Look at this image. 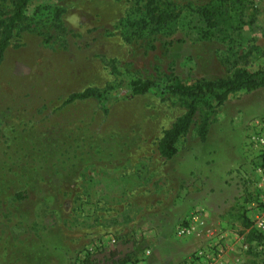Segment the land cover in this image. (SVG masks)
I'll return each mask as SVG.
<instances>
[{
  "label": "rangeland",
  "instance_id": "rangeland-1",
  "mask_svg": "<svg viewBox=\"0 0 264 264\" xmlns=\"http://www.w3.org/2000/svg\"><path fill=\"white\" fill-rule=\"evenodd\" d=\"M145 1L27 2V20L12 30L0 61V264H72L88 248L100 261L112 252L113 259L163 264L192 248L181 264L204 245V225L186 238L173 229L204 209L200 178L207 171L210 188L220 177L236 185L227 187V206L212 201L216 211L235 214L236 244L227 245L221 264L264 260L244 209L256 197L244 182L254 177L247 123L264 115V86L212 104L204 140L195 131L203 112L197 107L175 142L176 156L162 158L156 149L161 130L184 110L166 86L264 67V0H241L243 23L235 30L224 23L207 39L199 37L205 27L195 10L214 0H168L177 17L136 35L124 21L144 18ZM1 5L10 8L8 0ZM134 80L155 86L133 92ZM85 87L100 96L61 104Z\"/></svg>",
  "mask_w": 264,
  "mask_h": 264
},
{
  "label": "trees",
  "instance_id": "trees-1",
  "mask_svg": "<svg viewBox=\"0 0 264 264\" xmlns=\"http://www.w3.org/2000/svg\"><path fill=\"white\" fill-rule=\"evenodd\" d=\"M0 0V61L3 52L11 38L12 30L27 20L25 8L29 0H8L10 8L4 11ZM241 0H214L195 10L196 14L204 23V29H201L199 37L207 39L212 36L213 29L225 23L228 29L235 30L243 22L241 21ZM36 10H38L36 8ZM178 15V10L174 4L168 0H146L144 4V18L135 21H124L132 32L139 35L143 30L158 31L166 24L173 21ZM236 16V23L231 22L232 17ZM155 83L151 80H134L130 82V89L133 92L143 93ZM264 86V67L255 71H248L241 67H233L232 70L224 77L215 79L195 80L189 86H166L165 88L171 94L178 96L184 108L183 112L177 116L171 124L161 130L160 136L156 141V149L162 158L168 159L176 152L175 142L177 138L186 133L191 124L192 116L197 107L202 108L203 112L199 122L196 125V134L199 140H204L208 128V113L212 104L219 105L227 95L239 90L249 91ZM100 90L94 87H85L80 91L69 93L61 104H68L75 100H82L90 97H99ZM247 224L249 225V221ZM254 233L256 239L261 236L254 228L249 229ZM96 249H84L77 255L72 264H123L129 258L113 259V253L109 255V260L100 261L95 256ZM247 264H264L260 262L249 261Z\"/></svg>",
  "mask_w": 264,
  "mask_h": 264
},
{
  "label": "built area",
  "instance_id": "built-area-1",
  "mask_svg": "<svg viewBox=\"0 0 264 264\" xmlns=\"http://www.w3.org/2000/svg\"><path fill=\"white\" fill-rule=\"evenodd\" d=\"M248 133L246 140L253 150V172L254 177L250 180L244 179L247 192L256 197L245 203V216L250 225L261 236V246L264 247V115L251 118L247 123ZM204 209H196L186 215L173 229V236L186 238L194 233L196 229L204 225ZM222 235L210 238L204 245L190 253L181 264H221L222 256L226 250L227 243ZM110 243L114 240L110 239ZM91 249V248H88ZM150 253L149 248H144L142 257ZM123 264H141V259H129Z\"/></svg>",
  "mask_w": 264,
  "mask_h": 264
},
{
  "label": "crops",
  "instance_id": "crops-1",
  "mask_svg": "<svg viewBox=\"0 0 264 264\" xmlns=\"http://www.w3.org/2000/svg\"><path fill=\"white\" fill-rule=\"evenodd\" d=\"M263 87V86H262ZM262 87H258V88H262ZM257 89V88H256ZM255 90V89H252ZM252 90L249 91H245V90H239L233 93H230L227 95V98L233 94L236 93H240V92H250ZM245 102L242 101H238L237 105H241ZM209 133H206V135H208ZM205 135V136H206ZM176 154V152L173 154V156ZM172 156V157H173ZM176 156V155H175ZM170 157V158H172ZM169 158V159H170ZM210 170V169H209ZM212 173L210 171H207L202 178H200V184H201V188L199 191L200 194V202L202 204V208L205 209L206 211V215L204 217V228H208L210 230V228H214L217 229V231L219 230L220 233L222 234H226L229 236V240L227 242V245L229 248H233L234 249V244H236V242H234V244H232V238H234V234L232 231V227H234L232 224V221L234 219V213L230 210V208H227V210H224L222 212H218L216 211V207L215 205H213L212 201H217L218 204L220 205H224L227 206L229 204V202L232 201V198L228 196H226V193L228 191L227 187L230 190H235L236 191V185L232 182L231 184H227L225 178H219V182H218V186L215 188H210L209 187V180L212 177ZM202 229V231L200 233H202L199 244H205L211 237V232L208 231L205 232V229ZM236 238V236H235ZM190 251H192V248L189 249H185V251L183 252H179L177 253V255H174L172 257H167L162 259V263L163 264H176L177 260L185 255H187ZM225 262V261H224ZM226 263V262H225ZM227 264V263H226Z\"/></svg>",
  "mask_w": 264,
  "mask_h": 264
}]
</instances>
